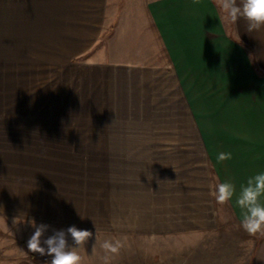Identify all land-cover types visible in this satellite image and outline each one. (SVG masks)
Listing matches in <instances>:
<instances>
[{"label":"crops","instance_id":"1","mask_svg":"<svg viewBox=\"0 0 264 264\" xmlns=\"http://www.w3.org/2000/svg\"><path fill=\"white\" fill-rule=\"evenodd\" d=\"M221 16L214 0H0V35L108 33L111 145H107L112 161L128 160L132 151L127 148L138 147L142 155L152 146L142 137L145 128L127 122L129 115L164 114L158 98L187 101L181 107L186 121L174 122L169 129L188 133L181 139L158 138L154 145L173 147L172 156L180 151L198 155L194 163L205 164L203 171L183 182L157 172L151 188L146 176L136 174L118 185L111 182V234L93 231L89 241L95 244L96 234L94 251H79L83 264H104V239H119L123 245L109 256L111 264H264V237L255 239L242 229L235 198L225 203L224 213L209 194L225 181L239 193L250 176L264 172V74L257 72L249 53L264 71V28L248 32L247 22L239 19L229 29ZM167 80L176 91L152 88L147 93L148 85L160 83L163 88ZM4 94L0 92V264H44L50 257L27 248L34 229L26 223L14 225L13 220L35 219L49 225L44 238L52 229L66 230L70 227L66 196L54 199L44 191L39 194L48 193V201L37 204L35 172L7 164L5 144L21 135L19 123L5 119L10 112ZM61 99L54 112L59 122L42 125L50 131L28 135L35 124L19 128L30 139H48L44 150L34 149L38 156H49L44 159L48 162L65 161L66 133L60 132L66 131L61 121L66 107ZM220 152H230L232 158L218 164ZM86 225L105 229L99 218ZM8 242L15 244L11 251L4 246Z\"/></svg>","mask_w":264,"mask_h":264},{"label":"rangeland","instance_id":"2","mask_svg":"<svg viewBox=\"0 0 264 264\" xmlns=\"http://www.w3.org/2000/svg\"><path fill=\"white\" fill-rule=\"evenodd\" d=\"M227 25L229 29L232 28V24ZM103 30L109 29H101ZM109 37L108 33L103 32L68 36L0 35V92L5 93L6 97L3 100L7 111L10 112L4 116L7 121L12 122L11 124L19 123L18 130L21 135L17 140L14 138L15 142L5 144L6 150L4 149L3 154L7 155L6 161L10 162L6 163L20 167L18 170L21 172H35L37 204L48 201V193H51L49 197L54 199L61 195L62 198L66 196L69 226L78 225L79 229L92 233L95 231L100 235L104 232L105 235L111 234V182L118 185L124 181V177L136 174L146 176V185L151 188L155 187L157 176L159 177L157 172H160L161 177L170 180L174 177L183 182L193 177L195 171H203L205 166L202 163H194L198 155L187 156L180 151L172 156L169 152L173 147L162 149L154 145L158 138L181 139L182 134L188 133L169 129L174 122L186 121L181 110V107L187 106L186 99L158 98V102L164 107V114L161 115H129L127 122H134L135 126L145 128L141 132L142 137L152 141L149 142L152 146L144 153L147 156L138 155V147H131L127 148L132 151L130 154L132 156H126L128 160H124V157L122 161H117L119 157H116V160L112 161L109 146L111 145ZM169 80L165 82L163 88L159 87L160 83L148 85L147 93H151L152 88H159L158 91L163 89L168 94L176 91ZM139 86L143 87L141 84ZM141 91L145 92L143 88ZM59 97H62L61 100L64 99L66 107L61 119L66 124V131L60 132L66 133V146L62 148L66 151L62 157L65 161L48 162L44 159H50L49 156H38L34 153V149L44 150L43 144L48 139L32 137L30 139L26 135L27 132L20 129L26 128L22 124L30 123L35 124L33 128L36 130L30 131L28 135L35 133L41 135L45 131L43 129L49 130V127L42 125L60 120L54 113L58 112L57 108L60 107ZM173 108L177 115L173 114L176 113ZM158 127L164 129L157 130ZM195 133L199 137L198 132ZM189 138L192 139L191 136ZM167 150L169 151L166 152ZM12 169L13 167H10L8 170ZM44 191L48 193L39 194ZM216 204L219 211L228 213L225 204ZM96 218H99L101 224H105L103 227L105 229H93L86 225ZM81 221L85 226H81ZM2 234L0 232V235ZM14 245L12 242L4 243L9 251ZM93 246L94 243L88 241L79 251L84 253L94 251ZM2 253L3 251H0V255ZM27 259L31 262L28 257ZM108 264H111V259Z\"/></svg>","mask_w":264,"mask_h":264},{"label":"clouds","instance_id":"3","mask_svg":"<svg viewBox=\"0 0 264 264\" xmlns=\"http://www.w3.org/2000/svg\"><path fill=\"white\" fill-rule=\"evenodd\" d=\"M214 4L222 13L221 19L226 24H235L239 19H243L247 22L248 32L264 28V0H214ZM231 158L230 152H220L216 161L219 164ZM209 194L221 205L235 198V205L240 209L242 229L250 237H264V172L250 176L246 183L240 185L239 193L233 183L225 181L216 184ZM21 223H26L34 229L27 241L28 251L50 257L44 264H83L79 249L93 236L91 231L73 225L66 230L52 229V235L44 238L49 225L37 224L35 219L14 218V225ZM96 241L95 234V244ZM247 243L251 245L253 241L249 240ZM122 246L119 239L104 240L101 244L105 252L104 264H108L109 256L118 254Z\"/></svg>","mask_w":264,"mask_h":264},{"label":"trees","instance_id":"4","mask_svg":"<svg viewBox=\"0 0 264 264\" xmlns=\"http://www.w3.org/2000/svg\"><path fill=\"white\" fill-rule=\"evenodd\" d=\"M249 53H250V56H251V59H252V63H253V65H254V67L257 69V72H258L259 74H264V71H262L260 68H258V67L256 66L255 61H254L253 54H252V52H251L250 50H249Z\"/></svg>","mask_w":264,"mask_h":264}]
</instances>
